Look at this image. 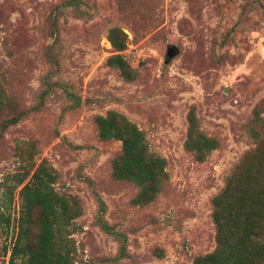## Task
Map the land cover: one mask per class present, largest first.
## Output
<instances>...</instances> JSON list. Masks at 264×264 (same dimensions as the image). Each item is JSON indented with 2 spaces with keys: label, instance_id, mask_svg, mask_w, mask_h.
I'll return each instance as SVG.
<instances>
[{
  "label": "rangeland",
  "instance_id": "obj_1",
  "mask_svg": "<svg viewBox=\"0 0 264 264\" xmlns=\"http://www.w3.org/2000/svg\"><path fill=\"white\" fill-rule=\"evenodd\" d=\"M0 96V264L39 243L38 167L72 208L70 264H196L216 208L264 229V0H0ZM112 117L165 160L150 199L117 175Z\"/></svg>",
  "mask_w": 264,
  "mask_h": 264
},
{
  "label": "trees",
  "instance_id": "obj_2",
  "mask_svg": "<svg viewBox=\"0 0 264 264\" xmlns=\"http://www.w3.org/2000/svg\"><path fill=\"white\" fill-rule=\"evenodd\" d=\"M121 43L118 48L122 50L124 45ZM121 62L119 67L125 73L126 66L123 60ZM115 119H110V127L107 126V119H101L100 126L104 136L113 135L124 143L121 159L118 163L115 162L117 175L143 184V195L150 199L160 176L164 174L165 160L148 151L141 133L133 124L124 118L122 123ZM212 143L213 141L206 139L203 148L213 150L216 146ZM198 146L199 143L190 142V149L193 151L200 152L201 148ZM22 181L23 178L18 179V183ZM49 181L50 175L46 173L45 168L38 167L21 191L22 195L27 196L28 207L39 206L41 209L39 243L36 248L31 249L26 264H70L67 244L64 238L60 237L59 226L67 225L72 219V208L69 199L53 192ZM214 201L217 206L219 197H215ZM215 218L221 245L213 253L199 256L196 264H264V229L255 223L257 220H231L227 224L231 217H226L224 209L220 208H216ZM229 227L233 228L229 230L231 236H228L237 242L232 247H229L226 241L225 229ZM15 253L13 250V255Z\"/></svg>",
  "mask_w": 264,
  "mask_h": 264
},
{
  "label": "water",
  "instance_id": "obj_3",
  "mask_svg": "<svg viewBox=\"0 0 264 264\" xmlns=\"http://www.w3.org/2000/svg\"><path fill=\"white\" fill-rule=\"evenodd\" d=\"M169 58L173 57V53L172 51L170 50L169 54H168Z\"/></svg>",
  "mask_w": 264,
  "mask_h": 264
}]
</instances>
